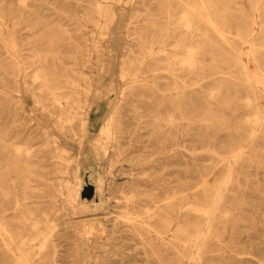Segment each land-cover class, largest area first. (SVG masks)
<instances>
[{"label": "rangeland", "instance_id": "1", "mask_svg": "<svg viewBox=\"0 0 264 264\" xmlns=\"http://www.w3.org/2000/svg\"><path fill=\"white\" fill-rule=\"evenodd\" d=\"M263 70L264 0H0V264H264Z\"/></svg>", "mask_w": 264, "mask_h": 264}, {"label": "bare ground", "instance_id": "2", "mask_svg": "<svg viewBox=\"0 0 264 264\" xmlns=\"http://www.w3.org/2000/svg\"><path fill=\"white\" fill-rule=\"evenodd\" d=\"M205 6V5H204ZM206 8V7H205ZM248 35V34H247ZM168 37V36H167ZM170 37V36H169ZM162 39V38H161ZM247 39V38H246ZM154 47V46H153ZM151 49V48H150ZM150 49H149V52H150ZM144 50V49H143ZM192 50V49H191ZM147 52V51H146ZM192 52V51H191ZM145 55V54H144ZM189 55H191V54H189ZM106 56V55H105ZM192 56V55H191ZM261 57V56H260ZM158 58V57H157ZM162 58V57H161ZM164 58V57H163ZM174 57H172V59H173ZM189 58V57H188ZM192 58V57H191ZM142 59V58H141ZM143 59H144V57H143ZM165 59V58H164ZM163 59V60H164ZM165 60H167V59H165ZM186 60V59H185ZM187 60H189V59H187ZM192 60V59H191ZM190 60V61H191ZM155 61V60H154ZM160 61V60H159ZM168 61H172V60H168ZM140 62V61H139ZM150 62V60L148 61V63ZM166 62V61H165ZM134 63V62H133ZM141 63V62H140ZM147 63V62H146ZM155 64V63H154ZM192 64V63H191ZM256 64V63H255ZM153 65V64H152ZM151 65V66H152ZM257 65V64H256ZM147 66V65H146ZM150 66V67H151ZM140 68V67H139ZM149 68V67H148ZM163 68V67H162ZM135 69V68H134ZM248 69V68H247ZM161 70V69H160ZM165 70H166V68H165ZM173 70V69H172ZM113 71V70H112ZM130 71V70H129ZM133 71V70H132ZM154 71V70H153ZM121 72V71H120ZM248 72V71H247ZM258 72V71H257ZM263 73H264V70H263ZM262 73V74H263ZM133 74V73H132ZM135 74V73H134ZM246 75V74H245ZM251 75V74H250ZM158 77V76H157ZM252 77V76H251ZM261 78V77H260ZM253 79V78H252ZM261 79H263V78H261ZM136 80V79H135ZM254 81V80H253ZM256 81V80H255ZM260 85V84H259ZM258 88V87H257ZM163 89V88H162ZM252 89V88H251ZM261 89V88H260ZM160 90V89H159ZM247 90V89H246ZM256 90V89H255ZM263 90V89H262ZM254 91V90H253ZM252 91V92H253ZM259 91V90H258ZM155 92V91H154ZM157 92V91H156ZM161 92V91H160ZM238 93V92H237ZM254 93V92H253ZM243 97H245V96H243ZM248 97V96H247ZM247 97H245L246 99H248L249 97H250V95H249V97L247 98ZM260 97V96H259ZM108 98V97H107ZM161 98V97H160ZM166 98V97H165ZM169 98H171L170 96H169ZM241 99H243L242 97H240ZM251 98V97H250ZM255 98V97H254ZM114 100V99H113ZM249 100V99H248ZM251 100V99H250ZM253 100V99H252ZM99 101V100H98ZM172 101V100H171ZM243 101V100H242ZM246 101V100H245ZM257 101V100H256ZM165 102V101H164ZM163 104V103H162ZM128 105V104H127ZM161 105V104H160ZM159 105V106H160ZM158 106V107H159ZM167 107V106H166ZM244 107V106H243ZM164 109V108H163ZM169 109H170V107H169ZM121 110V109H120ZM257 110V109H256ZM264 110V109H263ZM173 111V110H172ZM90 112V111H89ZM131 112V111H130ZM249 112V111H248ZM264 112V111H263ZM132 113V112H131ZM120 114V113H119ZM249 114V113H248ZM257 115V114H256ZM254 116V115H253ZM259 116H260V114H259ZM87 117V116H86ZM89 120V117H87V118H85V124H89L87 121ZM171 120V119H170ZM257 120V119H256ZM248 121V120H247ZM107 122V121H106ZM125 122V121H124ZM127 122H128V120H127ZM258 122H259V120H258ZM262 122V121H261ZM82 123H83V121H82ZM84 124V126H85V131H84V135H83V139L81 140V142H80V144H79V154L80 155H83L84 154V152H85V149H86V145H87V143L88 142H86V139L85 138H87L89 135H88V125H85ZM125 124V123H124ZM166 125V124H165ZM95 127H96V125H95ZM124 127V126H123ZM107 128V127H106ZM83 129V128H82ZM129 129V128H128ZM106 130V129H105ZM124 130V129H123ZM122 131V130H121ZM110 132V131H109ZM123 132V131H122ZM101 133V132H100ZM102 133H103V131H102ZM125 133V132H124ZM114 134V133H113ZM101 136V135H100ZM111 136V135H110ZM122 136V135H121ZM113 137V136H112ZM120 139V138H119ZM162 139V138H161ZM160 139V140H161ZM165 139V138H164ZM172 139V138H171ZM102 140V139H101ZM166 140V139H165ZM95 141V140H94ZM93 142V141H92ZM96 142V141H95ZM156 142H157V140H156ZM155 142V143H156ZM160 142V141H159ZM103 143H104V141H103ZM106 143V142H105ZM170 143V142H169ZM91 144V143H90ZM102 144V143H101ZM93 145V144H92ZM92 145H91V147H92ZM97 145V144H96ZM100 145V144H99ZM118 145V144H117ZM88 146V145H87ZM115 145H113V147H114ZM159 146V145H158ZM172 146V145H171ZM106 146H104L103 145V148H105ZM109 147V146H108ZM120 147H121V145H120ZM167 147H168V145H167ZM102 148V147H101ZM102 148V149H103ZM115 148V147H114ZM117 149H118V147H116ZM115 148V149H116ZM173 148V147H172ZM100 149V148H99ZM107 149V148H106ZM109 149H111V148H109ZM116 149V150H117ZM115 152V151H114ZM99 153V152H98ZM105 154V153H104ZM108 154V153H107ZM119 155V154H118ZM117 156V155H116ZM98 157V156H97ZM106 157H107V155H106ZM82 159V158H81ZM104 159H105V157H104ZM107 160V159H106ZM79 163H81V162H79ZM82 164V163H81ZM102 164V163H101ZM100 165V164H99ZM81 165H78V169H77V179H78V181L77 182H79L78 183V190H77V195H76V201H77V205H76V207H74V208H77V207H79L78 209H80V210H83L84 209V211L86 210V209H88L89 208V205L87 204V203H83V202H79V190H81L80 189V185H81V182L83 181V180H81V175H80V173H81V167H80ZM84 166V165H83ZM110 166V165H109ZM91 168V167H90ZM93 168V167H92ZM94 171V170H93ZM99 175V174H98ZM4 178V177H3ZM102 175H99V177H98V181H97V192L99 193V196H100V198H101V192H102ZM28 181H30V179L28 180ZM33 181V180H32ZM3 182V181H2ZM29 183V182H28ZM1 184V183H0ZM27 188V187H26ZM25 190V189H24ZM28 190V189H27ZM26 191V190H25ZM96 191V190H95ZM2 193H4L3 191H2ZM10 193V192H9ZM11 193H13V192H11ZM96 193V192H95ZM24 194V193H23ZM27 195H29V194H27ZM2 196V195H1ZM19 196V195H18ZM22 196V195H21ZM30 196V195H29ZM31 196H32V194H31ZM14 197V196H13ZM12 197V198H13ZM37 197V196H36ZM72 197V196H71ZM15 198V197H14ZM68 199V198H67ZM9 200V199H8ZM11 200V199H10ZM69 200V199H68ZM71 201V200H70ZM75 201V200H74ZM2 202V201H1ZM6 202V201H5ZM10 202V201H9ZM69 202V201H68ZM3 203V202H2ZM8 203V202H7ZM28 203V202H27ZM26 203V204H27ZM32 202H30V204H31ZM34 203V202H33ZM101 203H102V201H101ZM4 204V203H3ZM12 204V203H11ZM38 203H36V205H37ZM74 204V203H73ZM97 204H99V203H97ZM23 205V203H21V205L20 206H22ZM24 205H25V203H24ZM23 205V206H24ZM28 205V204H27ZM26 205V206H27ZM33 205H35V204H33ZM102 205V204H101ZM8 206V205H7ZM9 206H11V205H9ZM25 206V207H26ZM29 207H30V205H28ZM75 206V205H74ZM97 206V205H96ZM95 206V207H96ZM2 207H3V205H2ZM35 207V206H34ZM27 209V208H26ZM29 209H31V208H29ZM95 209H97V208H95ZM42 210V209H41ZM92 210V209H91ZM32 211V210H31ZM30 211V212H31ZM38 211V210H37ZM95 211V210H94ZM10 212V211H9ZM24 212V211H23ZM4 213V212H3ZM2 213V214H3ZM7 213V212H6ZM22 213V212H21ZM33 213H34V211H33ZM41 213H43V212H41ZM44 213H46V212H44ZM24 214H25V212H24ZM81 214V213H80ZM79 214V215H80ZM93 214V213H92ZM210 216V215H209ZM2 217V216H1ZM17 217V216H16ZM21 218H22V216H20ZM210 218V217H209ZM1 219V218H0ZM9 219V218H8ZM12 219V218H11ZM11 219H9V220H11ZM18 219V218H17ZM17 222V221H16ZM18 222H19V219H18ZM17 222V223H18ZM25 222V221H24ZM211 222V221H210ZM22 223H23V221H22ZM206 225H207V223H206ZM17 226V225H16ZM15 226V227H16ZM33 227H34V225H33ZM18 228H20V227H18ZM41 229V228H40ZM15 230H17V229H15ZM35 230H37V229H35ZM19 231V230H18ZM202 231H204V230H202ZM21 232V231H20ZM19 234V233H18ZM204 234V233H203ZM207 235V234H206ZM27 236H29V235H27ZM32 237V236H31ZM206 237V236H205ZM3 238V237H2ZM204 238V237H203ZM11 239V238H10ZM24 239H26V238H24ZM30 239V238H29ZM33 239V238H32ZM202 239V238H201ZM200 239V240H201ZM36 240V239H35ZM199 239H198V241H200ZM22 241V240H21ZM198 243V242H197ZM203 243V242H202ZM201 243V244H202ZM44 244V243H43ZM8 246V245H7ZM39 246V245H38ZM35 247V246H34ZM9 248V247H8ZM42 248V247H41ZM19 250V249H18ZM35 251V250H34ZM2 253V252H1ZM15 256V255H14ZM7 258V257H6ZM9 258V257H8ZM34 259V258H33ZM2 260V259H1ZM14 260V259H13ZM5 262V261H4ZM44 263V262H43Z\"/></svg>", "mask_w": 264, "mask_h": 264}]
</instances>
